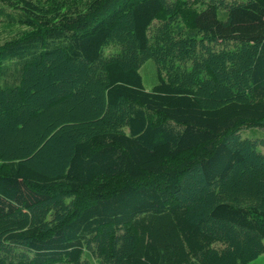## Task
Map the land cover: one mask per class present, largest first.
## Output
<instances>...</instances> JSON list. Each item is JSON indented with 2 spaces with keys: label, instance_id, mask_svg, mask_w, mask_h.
I'll list each match as a JSON object with an SVG mask.
<instances>
[{
  "label": "trees",
  "instance_id": "16d2710c",
  "mask_svg": "<svg viewBox=\"0 0 264 264\" xmlns=\"http://www.w3.org/2000/svg\"><path fill=\"white\" fill-rule=\"evenodd\" d=\"M166 2L0 0L13 32L0 38V137L17 139V153L0 152V245L13 248L0 264H78L104 231L126 234L107 256L100 243L106 264H249L264 254V155L239 136L264 130V0ZM203 43L234 46L187 66L183 46ZM110 45L118 52L106 57ZM145 59L158 78L149 92ZM61 73L75 80L56 86ZM55 141L65 156L35 167ZM246 161L263 176L235 193ZM191 172L198 209L179 199ZM53 202L56 212L39 213ZM204 218L238 236H218Z\"/></svg>",
  "mask_w": 264,
  "mask_h": 264
},
{
  "label": "rangeland",
  "instance_id": "374dc122",
  "mask_svg": "<svg viewBox=\"0 0 264 264\" xmlns=\"http://www.w3.org/2000/svg\"><path fill=\"white\" fill-rule=\"evenodd\" d=\"M186 1H187V3H189L188 6H190V3H192L191 2L192 0H186ZM241 1H244V0H223V2L225 4L226 3L227 4L232 3V2H241ZM172 2H175V0H167L166 5L172 6V8L175 9V4ZM197 6L199 7V5H197ZM217 16L219 17V19H223V12L219 11ZM164 22H165L164 18H161V19L155 21L152 25V29L156 30L161 24L163 25ZM184 29H185V26H184ZM11 33H13V32L8 31V29L3 27L2 23L0 22V38L5 39ZM207 44L208 43L206 42V45ZM232 45L233 44H230V43H214L213 45L210 43L209 47H206L205 44L203 43L201 45H197L198 49L196 48L194 50L190 44H185L183 46V48L185 49L186 47H188V49H189V51L185 49L186 54H189V52H192L190 55L191 59L189 61H187L186 64H187V66H190V64L192 62H194L195 67L196 66H203L205 59H202L200 56H203L204 54L205 55L208 54V52H210L211 49H213L214 51L220 52L223 50V48H226V49L232 48ZM116 52H118V47L110 45L104 49L103 54H104V56L108 57L110 55L115 54ZM198 60H200V61H198ZM196 61H198V62H196ZM231 63H234V62H231ZM76 68L79 69L77 66H76ZM138 73H139L140 78H141L142 87L145 91H147V92L151 91L152 88L158 83L156 66L151 59H145L140 64V66L138 68ZM35 75L39 76L38 73ZM67 76H69V77H67ZM71 76H73V75H71V74L67 75V74L61 73L55 79V80H60V83L56 84V86L59 85V86L63 87L62 86L64 83L63 80L65 78H69V82L74 81L75 79L71 78ZM52 84L55 85L54 83H52ZM52 84L51 83L48 84L50 89H51V87H53ZM53 89H56V88H53ZM48 93H50V92H48ZM39 97L40 96L38 94L34 100H37ZM46 98H48L47 95L44 99H46ZM146 117L149 118L148 115H146ZM173 130H174V128H169L166 126L160 128V132H162V133L163 132L165 133V131H168V133L169 132L171 133V131H172V133H173L174 132ZM152 135L156 136L155 134H152ZM13 136L14 135L12 132L6 131V133H4V138L0 137V152L5 157L10 156L11 154L17 153V151H16L17 139H14ZM239 136L242 139H249V140L255 141L257 144H256L254 150H256L258 153L264 155V130L263 129H260V128H258V129L257 128L242 129L239 132ZM145 138H147V136ZM15 140H16V142H14ZM146 140H148V139H146ZM57 143L55 141V142H51L49 145H47L48 147H47L46 151L43 153V157L47 158L46 162L42 161L41 163L40 162L34 163L32 161L33 162L32 164L37 168L40 166H44V165H45L44 167H46V166L48 167L49 165H51L53 167L55 164L54 163H52L53 165L50 164L49 160L51 158L55 157L54 160H56V158H58V160H57V162H58L62 159V156H65V149L66 148L65 149L61 148L59 145H57ZM246 156H247V154H246ZM252 159H253V157H252ZM178 162H180V159L178 160ZM246 163L247 164L242 165L241 168H238L232 175V181H234L235 184L234 183L229 184V188L232 191H234L235 193L237 192V189H240L242 187L243 181H247V183L248 182L251 183L253 181V178H254V181H256L258 179L257 177L263 176L261 174V171H260L261 167H259V166L254 167L255 163L257 165H259V161H252L251 164H249V162L246 161ZM250 165L253 166L252 170L250 168ZM184 177H183L184 182L181 184V195L179 196V199L184 200L186 203L190 204L191 207L196 209L197 208L196 203H198V201L200 202L203 198V196H202V197H200L201 200L198 199L197 201H193V199L196 196H199V194L195 196L194 193L200 192V189L198 188V186H196V183H194L196 180V176H195V174H193V172H191V173L186 174ZM250 178H251V180H249ZM244 184H246V182H244ZM233 186H235V187H233ZM57 205H58L57 202H53L51 207L46 206L45 208H41L39 210L40 211L39 213L44 214L47 212L46 214H49L50 210L56 212V208L57 207L60 208V206H57ZM205 221H207V220L204 218L202 221L203 222L202 225L206 229L217 234L218 236H220V235L227 236L228 234L231 236H238V234L235 231H233L232 228H230L228 226L220 225V224L210 222V221H207V222H205ZM103 233L104 234L100 236V239H98L99 241L92 243L91 246L84 251L82 258L80 259V263H78V264H106L109 260L106 258L107 254L109 252V249H111L115 243L119 244L122 242V244H123L124 237L126 236V234H124V233L116 235L114 233H109V231H104ZM241 236H243V235L241 234ZM243 238H247V235H244ZM100 243H106V245H107V247L104 246V248H102L106 254V256H104L103 258L99 257V255H100L99 251L101 250V247H100L101 244ZM6 247L3 246V248H2V246L0 245V258H2V259L5 258V259L9 260L13 256L12 255V249L13 248H11V246H9V248H8V246H6ZM17 260H18V258H17ZM19 260H22L21 257H19ZM249 264H264V254L260 255L255 261H253Z\"/></svg>",
  "mask_w": 264,
  "mask_h": 264
},
{
  "label": "crops",
  "instance_id": "0c3cea01",
  "mask_svg": "<svg viewBox=\"0 0 264 264\" xmlns=\"http://www.w3.org/2000/svg\"><path fill=\"white\" fill-rule=\"evenodd\" d=\"M255 261V260H254Z\"/></svg>",
  "mask_w": 264,
  "mask_h": 264
}]
</instances>
